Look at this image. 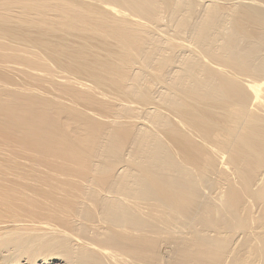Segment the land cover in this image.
Wrapping results in <instances>:
<instances>
[{
  "label": "bare ground",
  "instance_id": "bare-ground-1",
  "mask_svg": "<svg viewBox=\"0 0 264 264\" xmlns=\"http://www.w3.org/2000/svg\"><path fill=\"white\" fill-rule=\"evenodd\" d=\"M0 264H264V0H0Z\"/></svg>",
  "mask_w": 264,
  "mask_h": 264
}]
</instances>
